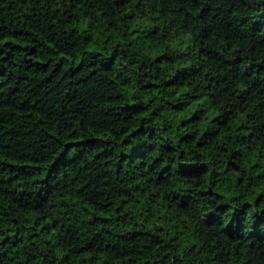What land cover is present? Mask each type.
Returning <instances> with one entry per match:
<instances>
[{"label": "trees", "instance_id": "trees-1", "mask_svg": "<svg viewBox=\"0 0 264 264\" xmlns=\"http://www.w3.org/2000/svg\"><path fill=\"white\" fill-rule=\"evenodd\" d=\"M0 264H264V0H0Z\"/></svg>", "mask_w": 264, "mask_h": 264}]
</instances>
